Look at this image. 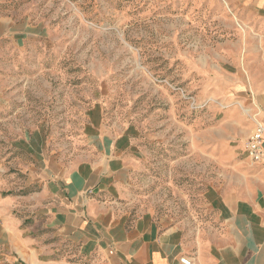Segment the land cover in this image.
I'll return each instance as SVG.
<instances>
[{
	"label": "rangeland",
	"instance_id": "obj_1",
	"mask_svg": "<svg viewBox=\"0 0 264 264\" xmlns=\"http://www.w3.org/2000/svg\"><path fill=\"white\" fill-rule=\"evenodd\" d=\"M2 17L30 26L0 41L6 182L24 185L8 177L18 169L7 162L10 141L41 131L66 156L81 155L93 109L137 141L126 200L134 216L204 227L206 193L256 164L246 154L263 115L246 66L252 38L225 0H0Z\"/></svg>",
	"mask_w": 264,
	"mask_h": 264
},
{
	"label": "crops",
	"instance_id": "obj_2",
	"mask_svg": "<svg viewBox=\"0 0 264 264\" xmlns=\"http://www.w3.org/2000/svg\"><path fill=\"white\" fill-rule=\"evenodd\" d=\"M225 1L252 38L246 66L264 123V0ZM29 29L2 17L0 41ZM90 114L81 155L66 156L41 131L10 141L7 162L18 169L8 177L24 185L3 180L0 162V259L65 264L67 244L74 264H264V159L246 161L238 183L206 193L204 227L134 216L126 200L137 141L109 128L96 109Z\"/></svg>",
	"mask_w": 264,
	"mask_h": 264
},
{
	"label": "built area",
	"instance_id": "obj_3",
	"mask_svg": "<svg viewBox=\"0 0 264 264\" xmlns=\"http://www.w3.org/2000/svg\"><path fill=\"white\" fill-rule=\"evenodd\" d=\"M264 123L260 119L255 120L254 130L246 144V154L254 162L260 163L264 159ZM182 264H192L189 258H182Z\"/></svg>",
	"mask_w": 264,
	"mask_h": 264
}]
</instances>
